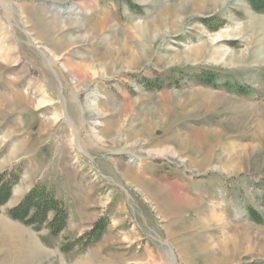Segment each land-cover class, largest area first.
<instances>
[{
	"label": "rangeland",
	"instance_id": "rangeland-1",
	"mask_svg": "<svg viewBox=\"0 0 264 264\" xmlns=\"http://www.w3.org/2000/svg\"><path fill=\"white\" fill-rule=\"evenodd\" d=\"M184 1L0 0V223L43 251L0 226V264H264V64L165 66L264 23V0L186 15L155 41L133 30ZM241 37L218 45L250 49Z\"/></svg>",
	"mask_w": 264,
	"mask_h": 264
},
{
	"label": "bare ground",
	"instance_id": "bare-ground-1",
	"mask_svg": "<svg viewBox=\"0 0 264 264\" xmlns=\"http://www.w3.org/2000/svg\"><path fill=\"white\" fill-rule=\"evenodd\" d=\"M48 1L51 2L52 8L54 10L59 11V12L63 11L62 9H63L64 5L68 2V0H48ZM228 1L229 0H189V1L187 0V2L184 1L185 4H183V5L165 8L164 12L160 16L153 18V22L151 24L150 23H148V24L143 23L142 25L141 24H134L133 30L141 38L146 37L150 41H155L156 39H158V37H163V36H167L169 34L171 35L172 33L178 32L180 26L187 19L186 15L191 14L190 16L194 17V16L203 15L204 13H211L212 14V13L216 12L217 9L222 7L225 3H228ZM64 12H65V14H70V15L74 14V13H72L73 12L72 6L69 7L67 10H65ZM60 21L62 23L64 21V19H62ZM252 21H253V19H252ZM256 24L257 25L255 27L254 26L253 27L248 26V28H246V29H240L237 26L233 29L221 30L214 35H210L208 41L206 40L203 42H199V43H197V45H192L191 47H188L185 51V55L176 54L177 57H175L174 60H168L167 59L165 61V63H166L165 66L176 65V64H182V65L190 64L192 61H199L202 59H204L206 62H209L211 64L222 65L225 67H237V66H240L241 64H244V65L246 64L248 66H261L264 64V23L262 21H260V22L256 21ZM81 25H82L81 22H77L75 20H72L69 22L68 27L74 29V28L81 27ZM203 33L207 35L205 30L203 31ZM242 35H244V37H241V39L243 41L245 39L248 42V47H251L250 49L248 48L247 50H244L242 52L237 51L238 53H236V52H230L228 50V48H225V46H223L222 44L218 45L221 42L229 43L232 39H237L238 37H240ZM80 42L86 43V42H88V40L85 36H81V38H79V40L77 42H75L74 45H78V43H80ZM215 45H218V46H216L217 48L214 47ZM119 48H121V47H119ZM121 50L123 51L122 48H121ZM122 51H120V52H122ZM129 54H131L132 56L141 58V57H139V56H141L139 52L134 53L133 51H130ZM148 58L151 59V57H148ZM158 60L159 61L162 60L161 55L158 56ZM63 68L66 69L65 66H63ZM89 69H87L83 72L86 73L89 71ZM74 70L71 69L70 71H74ZM76 72H78V71H76ZM75 73H73V76H72L74 81H76V79L74 77ZM78 75H80V74H78ZM91 98L96 100L100 97L98 96V94H96L95 91H93L91 93ZM210 98H212V97H210ZM221 99H222V97H221ZM91 102L93 103V101H91ZM199 109H200V107H199ZM86 110L88 111V115L90 116L91 121H92L91 122L92 128L90 129V135L95 140L102 142V139H100L96 134L95 127L99 125L98 122H100L101 120H103L105 118L106 114L104 112H102V110L100 111L98 109L96 103L87 105ZM141 142L142 141H137L135 144H132V145H134L135 147H140L141 145H143V143H141ZM118 143H120V142H118ZM128 146H130V145H128ZM157 153L159 155H165L168 153V151L166 149H162V150L159 149V151ZM170 155L172 157H176V155L172 154V152L170 153ZM213 168L216 170H221V169L223 170V167L221 165L220 166L219 165L214 166ZM18 194H19V191H16V193H15L16 197L18 196ZM212 210H213V208L210 209V213H209L211 215L210 216L211 220H217V221H219L220 226H222L223 228L224 227L228 228L229 225H227L224 221H222V219L219 216H217ZM0 226L4 232L13 233L11 235V238L8 239L9 242H12V240H14L13 242L17 241V242H20L21 245H24L26 250L30 249V250H37L38 252H41V253L43 252L41 250V248L38 246L37 242L33 239V237H30V239L25 242L26 244L24 243V240H22V238L24 236L23 235L24 232H22L23 230L20 227H17V226L15 227V226L10 225V224L3 222V221H1ZM234 229L236 232L239 229L242 230V232L243 231L246 232V229L243 228V226L242 227H236L235 226ZM14 233H16V234L14 235ZM171 264H173V261H171Z\"/></svg>",
	"mask_w": 264,
	"mask_h": 264
}]
</instances>
